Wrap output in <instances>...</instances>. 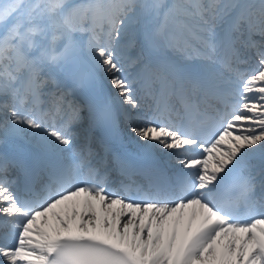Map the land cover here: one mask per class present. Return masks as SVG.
I'll return each instance as SVG.
<instances>
[{"label": "snow or ice", "instance_id": "obj_1", "mask_svg": "<svg viewBox=\"0 0 264 264\" xmlns=\"http://www.w3.org/2000/svg\"><path fill=\"white\" fill-rule=\"evenodd\" d=\"M0 264H264V0H0Z\"/></svg>", "mask_w": 264, "mask_h": 264}, {"label": "bare ground", "instance_id": "obj_2", "mask_svg": "<svg viewBox=\"0 0 264 264\" xmlns=\"http://www.w3.org/2000/svg\"><path fill=\"white\" fill-rule=\"evenodd\" d=\"M124 144L128 145V146H133L134 143L128 141L127 139L124 140Z\"/></svg>", "mask_w": 264, "mask_h": 264}]
</instances>
